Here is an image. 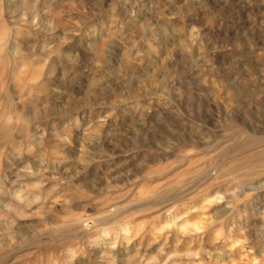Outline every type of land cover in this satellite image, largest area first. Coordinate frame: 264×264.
Returning a JSON list of instances; mask_svg holds the SVG:
<instances>
[{"label": "rangeland", "instance_id": "374dc122", "mask_svg": "<svg viewBox=\"0 0 264 264\" xmlns=\"http://www.w3.org/2000/svg\"><path fill=\"white\" fill-rule=\"evenodd\" d=\"M0 264H264V0H0Z\"/></svg>", "mask_w": 264, "mask_h": 264}]
</instances>
